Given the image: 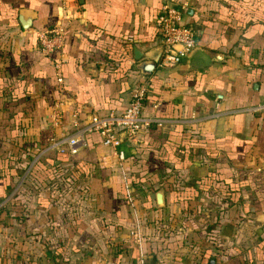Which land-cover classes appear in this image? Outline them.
Segmentation results:
<instances>
[{"label": "crops", "instance_id": "0c3cea01", "mask_svg": "<svg viewBox=\"0 0 264 264\" xmlns=\"http://www.w3.org/2000/svg\"><path fill=\"white\" fill-rule=\"evenodd\" d=\"M179 3L197 48L163 70L161 0H0V264H264V0ZM58 23L47 57L36 33ZM140 82L156 130L71 155L74 114L121 111Z\"/></svg>", "mask_w": 264, "mask_h": 264}, {"label": "built area", "instance_id": "2783aa9c", "mask_svg": "<svg viewBox=\"0 0 264 264\" xmlns=\"http://www.w3.org/2000/svg\"><path fill=\"white\" fill-rule=\"evenodd\" d=\"M161 3L156 24L162 51L158 67L170 70L180 66L196 50V32L183 24V8L179 6V0H161ZM36 37L40 51L50 57L63 49L64 27L58 23L50 30L37 32ZM147 96L148 84L140 82L133 89L127 106L121 111L94 114L84 125H81V116L74 114L72 135L68 143L70 154H78L85 146L86 136L90 134H98L102 145L113 151L137 143L151 127L152 120L146 116L145 111ZM218 100H223V97L219 96ZM256 112L264 113V105L259 106ZM4 206L6 202H0V209Z\"/></svg>", "mask_w": 264, "mask_h": 264}, {"label": "trees", "instance_id": "16d2710c", "mask_svg": "<svg viewBox=\"0 0 264 264\" xmlns=\"http://www.w3.org/2000/svg\"><path fill=\"white\" fill-rule=\"evenodd\" d=\"M149 87H148V96H147V98L149 97ZM156 128L157 127H155V126H151L148 130H150V131H155L156 130ZM147 130V131H148ZM212 137L211 136H207L206 137V139H204V140H199L198 139V153L200 152V150H202V149H205V150H209V144L212 142ZM55 174H56V172H55ZM61 175V174H60ZM59 175V176H60ZM50 180V179H49ZM52 180H54V179H51L50 181H52ZM58 181V180H57ZM60 184V183H59ZM63 184H64V186L65 187H69V190H70V185H68L69 184V182H68V179L65 177V181L64 182H62L61 184H60V187H64L63 186ZM133 184L134 185H137V181L135 182H133ZM222 184H224V183H222ZM230 184V183H229ZM204 190V188H203V186L201 185L200 186V189L198 190V195H200V193L202 192ZM214 190H219L218 192H221L224 196H227L228 194H229V196H232V199H231V201L233 202V204H234V208H237V205H238V203H239V201H240V197H241V195H240V190H239V186L237 187V186H233L232 187V185L230 186L229 185V189H228V187H227V185L225 184L224 185V187H219V185H215L214 186ZM181 195H182V193L181 192H173L172 193V197H173V200L174 201H177V202H181L183 199L181 198ZM6 206H4V208H5ZM4 208H2V209H0V212L4 209Z\"/></svg>", "mask_w": 264, "mask_h": 264}, {"label": "water", "instance_id": "95a60500", "mask_svg": "<svg viewBox=\"0 0 264 264\" xmlns=\"http://www.w3.org/2000/svg\"><path fill=\"white\" fill-rule=\"evenodd\" d=\"M29 27H30V26H28V24H25V25H24V29H28ZM160 55H162V51H161V54H160ZM215 58H218V56H216ZM158 62H159V59H158V60H155V61H152V62L148 63L147 65H145L144 67H146V69H147V72L144 71L145 74H146V75H149V74H151L152 72H154V70H155L156 67H157ZM157 202H158V204L161 205V206L164 205V195H163V194L159 193V194L157 195Z\"/></svg>", "mask_w": 264, "mask_h": 264}, {"label": "rangeland", "instance_id": "374dc122", "mask_svg": "<svg viewBox=\"0 0 264 264\" xmlns=\"http://www.w3.org/2000/svg\"><path fill=\"white\" fill-rule=\"evenodd\" d=\"M255 238L253 237V240H254Z\"/></svg>", "mask_w": 264, "mask_h": 264}]
</instances>
